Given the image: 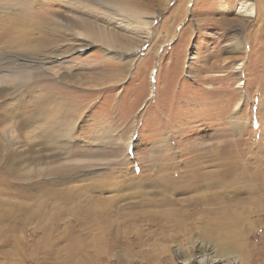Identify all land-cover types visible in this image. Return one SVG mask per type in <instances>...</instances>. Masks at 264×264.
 Returning <instances> with one entry per match:
<instances>
[{"label": "rangeland", "instance_id": "374dc122", "mask_svg": "<svg viewBox=\"0 0 264 264\" xmlns=\"http://www.w3.org/2000/svg\"><path fill=\"white\" fill-rule=\"evenodd\" d=\"M133 1L154 20L129 62L107 49L142 29L108 0H0V57L58 70L0 98V264H181L199 242L264 264V189L236 192L264 179V0ZM215 212L243 216L245 252L207 236Z\"/></svg>", "mask_w": 264, "mask_h": 264}, {"label": "bare ground", "instance_id": "6f19581e", "mask_svg": "<svg viewBox=\"0 0 264 264\" xmlns=\"http://www.w3.org/2000/svg\"><path fill=\"white\" fill-rule=\"evenodd\" d=\"M102 1V0H101ZM110 1L109 4H113V6H115L114 8L118 10V12H121L122 14H116V16H114L115 21H116V27H129L131 28L130 33H133L132 29V25H135V30H137L138 28L142 29V32H139L138 34L136 33L134 36V40L133 42L135 43V45H132L130 40H126L123 45L119 48H114V47H110V49H107L108 53H112L114 54L115 51L120 50V52H122V54L119 55L122 56L124 54L123 57H120V59L124 60V61H132L133 57L134 60L137 59L138 56V52L140 51L141 47L143 46L144 43H146V40L148 38H150L151 33H150V29L152 27L153 24V16H146L145 14H143L140 10L139 7L136 5V3L133 0H108V2ZM250 4L247 3V1H242L241 3V8H240V12L242 14H245L244 16H248V17H254L257 15V12H254L252 8H250ZM30 23H32L31 18H29ZM14 20L11 22V25L14 24ZM30 23H28V25H30ZM65 23L68 26H65V28H67L69 31H73L75 29L78 28V25H83L84 24V30H86L87 34H83V36L85 38H90L91 41L93 43H96L99 39H101V37L96 34L91 27H88V24L85 23H80V24H76L74 23L73 19L69 18V19H65ZM33 25V24H32ZM126 25V26H125ZM39 27V26H38ZM45 27V26H43ZM115 27V28H116ZM49 28V27H48ZM58 29L57 25L56 28L54 27L53 29L50 27L49 30L56 32ZM146 29L148 30L147 32ZM49 32V31H48ZM135 33V32H134ZM5 34L7 36L10 35L8 29L5 30ZM145 35V36H143ZM81 41V50L80 52L84 51L83 49H85L86 47L89 46V44L87 43L86 39H82L79 38ZM143 39V40H142ZM42 40V39H41ZM44 41L48 42L47 38L43 39V45H44ZM115 38H113L111 40V42H114ZM50 43V42H49ZM47 44V43H46ZM49 45V44H48ZM42 46V44H39V47ZM39 47H36V49H39ZM46 49V48H45ZM139 50V51H138ZM29 52V51H28ZM32 52V51H31ZM37 52V51H36ZM39 53V52H38ZM28 54V53H26ZM30 54V53H29ZM34 54V53H32ZM45 54V53H44ZM131 55V57L129 56ZM42 56V55H41ZM48 56V55H47ZM136 57V58H135ZM57 58H53V57H45V58H38V59H31V58H25V57H19L18 61L15 60H9L8 57L6 58H1L0 57V98L4 99L6 97H12L15 95V92L21 89V83L23 81V79L27 78L28 75L30 74L31 77L34 74L38 73H43L44 76L47 75H51L53 74H57V71L55 72L54 70H52L51 68L48 67L49 64L56 62ZM12 62H14L15 64H13ZM36 64V67L39 68H34V70L30 69L31 66H29L30 64ZM121 63V62H120ZM124 64H126V62H124ZM132 65V63H131ZM35 66V65H34ZM131 67V66H130ZM14 68V69H12ZM12 69V70H11ZM236 69H240V67H236ZM28 70L30 72H28ZM52 70V71H51ZM23 73H25L23 75ZM33 74V75H32ZM70 75L68 76H64L65 80H72L74 78H77L81 73H73L70 71L69 73ZM90 74V72H84L82 73V77H85L86 75ZM33 80V79H32ZM14 81H19V84H16ZM112 81V80H111ZM105 83V81H103ZM102 82V83H103ZM94 83H96L98 85V83H100V80L95 81ZM241 84H243V82H241ZM41 101V100H40ZM55 137V136H54ZM54 140V138H52ZM50 139V141L52 140ZM130 144L128 143V148H129ZM236 173H235V177L234 179L236 180V182L239 184H241V181L244 180V176H249V171L247 169L246 173H248L247 175H244V169L240 163H237L236 165ZM234 169V170H235ZM256 169V168H255ZM261 170V168H260ZM256 171V170H255ZM210 174H214L210 173ZM216 176V178H218L217 174H214ZM260 175V174H259ZM256 176V174H255ZM258 176V175H257ZM212 177V176H211ZM248 177H246L245 179H247ZM253 178V177H252ZM212 179V178H211ZM221 181L222 179H224L223 177L220 176L219 178ZM204 180V179H203ZM261 182V186H259V183L255 184L253 187L249 186V189H246V187H240L238 186L236 188V192L239 193L240 195L244 196L247 194V199H249L251 197L250 194H252V190L257 191V189H260V187H262L264 189V179L260 178ZM226 181V180H225ZM258 181V180H257ZM256 181V182H257ZM207 182V181H206ZM212 182V181H211ZM227 182V181H226ZM225 182V183H226ZM244 182V181H243ZM255 182V181H254ZM211 184V183H210ZM215 184V183H214ZM217 184H220L219 182H217ZM215 184V185H217ZM247 184V183H246ZM253 184V182H252ZM213 185V184H212ZM224 185V184H223ZM243 185V184H241ZM245 185V184H244ZM250 185V184H249ZM220 186V185H219ZM199 187V186H198ZM199 189V188H197ZM196 190V189H194ZM234 190V189H233ZM247 190V191H246ZM202 192V191H201ZM251 192V193H250ZM227 193V192H226ZM255 193V192H254ZM218 193H209V192H205V193H201V194H197L196 197H213V196H217ZM253 195V194H252ZM168 196V195H167ZM171 196V194H170ZM195 197V196H194ZM202 197V198H203ZM264 197V196H263ZM217 198V197H216ZM239 198V197H238ZM206 199V197H205ZM165 201V200H164ZM264 201V200H262ZM172 202V200H171ZM260 203V202H259ZM206 205V204H205ZM208 205V204H207ZM220 206V205H219ZM240 206V205H239ZM251 206V205H250ZM261 206V205H260ZM263 206V204H262ZM204 207V206H203ZM257 207V206H256ZM210 208V207H207ZM259 208V207H257ZM223 209V208H222ZM227 209V208H226ZM232 209V208H231ZM230 209V210H231ZM235 209V208H234ZM255 209V208H254ZM228 210V209H227ZM240 210V209H239ZM238 210V212H239ZM258 210V209H257ZM261 210V209H260ZM176 211V210H175ZM174 211V213H175ZM219 211V209H218ZM242 212V211H241ZM153 213V212H152ZM180 213V212H179ZM208 213V212H207ZM243 213V212H242ZM246 213V212H245ZM228 214V213H227ZM238 215V213H236ZM175 215V214H174ZM186 215V214H185ZM213 215V213H212ZM234 215V217H233ZM232 216L228 215L225 216L223 214L220 213H216L214 214L213 217L209 218L210 220H208L209 222L206 224H208L207 226L210 228L209 230V234L208 237H212L215 236V238L217 239V241L222 245L223 248H225V250H232V251H241V252H245L244 250V246L246 245L245 241H247L248 239V235H249V231L245 230L244 226L242 224H245L243 221V216L241 217L240 213H239V217H237L235 214H233ZM163 216V215H162ZM165 216V215H164ZM183 216V215H182ZM230 216V217H229ZM157 217V216H156ZM171 217V216H170ZM246 217V216H245ZM244 217V218H245ZM99 219V218H98ZM181 219V218H180ZM97 220V219H96ZM162 220V219H161ZM168 220V219H167ZM186 220V219H185ZM249 220V219H248ZM166 221V220H165ZM164 221V222H165ZM177 221V220H176ZM195 221V219L193 220ZM204 221V220H203ZM172 222V221H171ZM183 222V221H182ZM197 222V221H196ZM98 223V222H97ZM95 223V224H97ZM199 223V222H198ZM200 224V223H199ZM248 224V223H247ZM164 226V225H163ZM205 226V224H204ZM246 226V224H245ZM168 227V226H167ZM166 228V227H165ZM176 229V228H175ZM174 229V230H175ZM204 229V228H202ZM183 231V230H181ZM203 231V230H202ZM174 232V231H173ZM184 232V231H183ZM182 232V233H183ZM179 233V232H178ZM186 233V232H185ZM208 233V232H207ZM170 234V233H169ZM181 234V233H180ZM176 235V234H175ZM179 235V234H178ZM167 236V235H166ZM183 235L181 234V237ZM163 237V236H162ZM175 238V237H174ZM214 238V237H213ZM161 239V238H160ZM165 239V237H164ZM206 240V239H205ZM208 240V239H207ZM202 241V240H201ZM204 241V240H203ZM212 241V240H211ZM210 241V242H211ZM212 245V243H211ZM244 247V248H243ZM197 253H195L193 256L188 257V258H184L183 261H181V264H238V258L236 256H230L227 255L226 257L224 255H213L215 250L214 248H212L210 245L204 244L203 242H199L197 245ZM179 252V251H177ZM207 253L208 254V258H204L203 253ZM240 252V253H241ZM229 254H231L229 252ZM178 256H180V252L177 253ZM182 260V259H181ZM243 261V260H242ZM244 262V261H243Z\"/></svg>", "mask_w": 264, "mask_h": 264}]
</instances>
